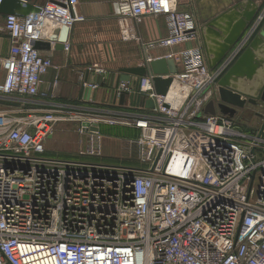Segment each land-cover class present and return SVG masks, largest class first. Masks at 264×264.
I'll use <instances>...</instances> for the list:
<instances>
[{
	"label": "built area",
	"instance_id": "2783aa9c",
	"mask_svg": "<svg viewBox=\"0 0 264 264\" xmlns=\"http://www.w3.org/2000/svg\"><path fill=\"white\" fill-rule=\"evenodd\" d=\"M22 2L21 11L5 19L10 50L0 94L34 99L54 69L36 43L46 41L47 26L71 30L85 17L79 0ZM116 3L125 42H141L136 27L162 16L169 35L152 46L176 48L198 38L196 19L179 0ZM263 20L264 12L256 25ZM247 41L217 71L199 48L165 57L177 65L178 72L164 78L183 88L179 106L168 102L172 86L166 96L157 95L151 63L158 59L146 60L139 93L155 108L125 121L139 131L132 141L138 168L96 161L101 137L92 129L102 120L0 113V264H264V137H249L232 120L205 113ZM64 48L70 50L68 43ZM90 71L108 74L98 64ZM130 92L127 83L117 88L119 98ZM67 120L88 137V160L47 156L57 124ZM177 159L200 169L191 175L187 167L175 169Z\"/></svg>",
	"mask_w": 264,
	"mask_h": 264
},
{
	"label": "crops",
	"instance_id": "0c3cea01",
	"mask_svg": "<svg viewBox=\"0 0 264 264\" xmlns=\"http://www.w3.org/2000/svg\"><path fill=\"white\" fill-rule=\"evenodd\" d=\"M44 1L32 0L37 4ZM116 2L117 0H79L78 13L83 15L85 20L69 30L65 42L70 46L68 52L64 47L60 49L62 28L47 26L44 43H50L51 47L40 51L43 56L52 58L54 69L42 78L41 96L21 99L0 94V113L56 112L64 119L73 115L85 122L88 121V117L94 115L122 119L124 122L119 123L110 134L116 139L126 138L133 141L137 138V134L139 136V131L125 124V121L137 115L149 116L151 113L146 108L148 100L139 93L140 77H132L127 83L122 80L124 78L122 70L143 67L148 58H165L182 50L199 48L204 54L209 69L217 71L248 38L245 47L222 74L217 84L216 96L211 102L215 103L216 115L232 120L239 131L249 137L259 135L264 123V106L248 104L241 110L228 107L229 113H221L219 106L222 104L218 85L231 75L229 88L245 97L256 98L261 93L264 86V20L258 26L256 24L264 12V0H179L180 9L194 15L198 38L192 43L176 48L151 45V42L169 35L167 20L163 16L146 18L136 27L141 42H125L120 32ZM250 12H254L251 20L247 19V14ZM5 19L6 17H0V86L5 80L3 61L8 57L10 50V41L4 30ZM245 56L247 60L244 62L242 60ZM95 64L107 70L108 74L104 78L90 71ZM85 83L98 84L99 87L96 90L90 87L84 88ZM121 83H127L131 89L129 94L123 95L124 100L123 96L119 98L117 95V88ZM86 88L92 90L90 99ZM259 115H263V118ZM66 123L77 122L67 120L58 123L56 127ZM102 126H100L101 131H103ZM57 131L55 129L54 136L47 144L54 142L55 137L59 142L67 139L62 134L58 136ZM55 144L58 146L57 143ZM61 148L59 146L55 152L48 148L47 156L59 160L79 159L58 152ZM124 166L140 167L135 163Z\"/></svg>",
	"mask_w": 264,
	"mask_h": 264
},
{
	"label": "water",
	"instance_id": "95a60500",
	"mask_svg": "<svg viewBox=\"0 0 264 264\" xmlns=\"http://www.w3.org/2000/svg\"><path fill=\"white\" fill-rule=\"evenodd\" d=\"M22 8H23L22 0H3L0 4V17H7L10 15H14L16 12L21 11ZM253 17H254V12H250L249 14H247V19L251 20ZM61 30L63 36L60 40L61 41L60 49H63L64 44L69 35V30L67 28H62ZM50 47H51L50 43H44V42L36 43V49L38 50H44ZM247 56H245L242 61L245 62L247 60ZM151 69L153 74L155 75L154 84L157 95L166 96L169 93L173 80L170 77L168 78H164V77L176 74L178 72L175 61L172 59H164V58L158 59L151 63ZM122 73L124 75L123 76L124 78H122V80L128 83L131 81L132 77H140V78L145 77L148 73V70L145 67L129 68L122 70ZM229 80H231V75L226 77L218 85V94L222 104L219 106V112L227 113L229 111L228 107H233L235 109L241 110V109H245L248 104L253 106H259L260 104H264V86L261 93L256 98L251 96L245 97L241 93L231 89V87L230 88L228 87ZM86 89H88L86 90V92L89 93L88 99H90L92 90L89 88ZM124 98L125 97L123 96L122 99L124 100ZM146 108L154 109L155 108L154 101L148 100L146 103ZM205 111L207 114L216 115L217 110L215 103L211 102L207 106ZM259 117L263 118V115H259ZM92 131L99 132V128L95 126L92 129ZM263 134H264V123L259 133V137L263 136Z\"/></svg>",
	"mask_w": 264,
	"mask_h": 264
},
{
	"label": "rangeland",
	"instance_id": "374dc122",
	"mask_svg": "<svg viewBox=\"0 0 264 264\" xmlns=\"http://www.w3.org/2000/svg\"><path fill=\"white\" fill-rule=\"evenodd\" d=\"M262 105L264 106V104ZM88 118L93 120H102L103 122L100 123L99 128L100 126H102V124H104L101 127V129L103 128V131H99V135L101 137L102 155L96 160L97 162L113 166H124L128 163H135L141 166L137 146L134 145L131 140H128L126 138L116 139L113 138L114 136L110 134V131L115 129L117 125L119 126V123H122L124 120L115 118L109 120L103 118L100 119L99 117H96V115L90 116ZM104 121L107 123H105ZM78 126L79 123H66L58 126V128L56 127V129L58 130L57 132L59 133L58 136L62 134V136L66 137L67 139L63 142H59L57 141V137H55L54 142L52 141L47 144V149L49 148L51 150H54L52 152H55L60 146V148H62L58 152L65 155L78 157V160H88V158L84 157L83 154L86 145L89 143V139L86 136H80L78 133H76V129ZM55 143H57L58 146ZM175 161L177 163L175 169H178V166H181L182 171H184L187 167L188 169H190V175L194 173L195 169H200L198 167L196 168L195 165L190 167L189 164L183 159H177ZM175 161L173 162V165H175Z\"/></svg>",
	"mask_w": 264,
	"mask_h": 264
},
{
	"label": "bare ground",
	"instance_id": "6f19581e",
	"mask_svg": "<svg viewBox=\"0 0 264 264\" xmlns=\"http://www.w3.org/2000/svg\"><path fill=\"white\" fill-rule=\"evenodd\" d=\"M184 97L183 88L178 83H174L168 97V102H171L174 106H179L183 102Z\"/></svg>",
	"mask_w": 264,
	"mask_h": 264
},
{
	"label": "trees",
	"instance_id": "16d2710c",
	"mask_svg": "<svg viewBox=\"0 0 264 264\" xmlns=\"http://www.w3.org/2000/svg\"><path fill=\"white\" fill-rule=\"evenodd\" d=\"M137 137H138V134H137Z\"/></svg>",
	"mask_w": 264,
	"mask_h": 264
}]
</instances>
